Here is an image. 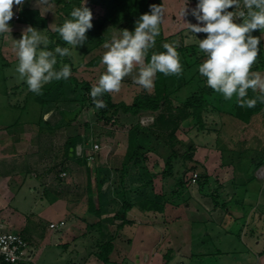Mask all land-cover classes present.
<instances>
[{
    "label": "trees",
    "instance_id": "1",
    "mask_svg": "<svg viewBox=\"0 0 264 264\" xmlns=\"http://www.w3.org/2000/svg\"><path fill=\"white\" fill-rule=\"evenodd\" d=\"M81 0H56V4L62 5L61 10L64 16H60L61 20L55 25L62 26L66 19H71L70 13L74 8L79 7ZM90 7H99L103 9V14L92 19L93 27L86 32L87 40L82 46L72 49L66 44L56 31H48L47 19L42 17L40 12L34 9H22L19 11L18 20L21 23L28 24L33 28L47 30L50 43L48 49L54 51L56 46L69 47L73 55L71 57H59L57 55V70L62 64H69L72 75L67 80L52 81L42 88V94H35L28 90L24 92L23 103L19 104L22 114L32 116L30 122L35 121L36 111L37 124L40 130L43 125L49 122L43 121V115L51 110H58L62 115V119L53 127H49V132L57 134L62 128H69L72 119L64 120V112L62 106L70 107L78 105L82 110L86 106H91L96 120L105 124H114L121 116H126L130 120L126 121L127 128V150L119 169L117 179L111 186L105 190L102 189L106 181L111 179V168H92L88 165L89 155L86 151L81 155H77V146L82 145L84 149L89 147L90 135L80 136L79 134L67 136L63 144L64 159L75 160L76 164L85 167L87 173V212L95 216L98 220L96 223L88 225V229L96 231L100 238L95 242L97 251L94 252L95 257L103 264H110V255L114 250V240L119 230L128 222L126 214L133 207H138L143 211H151L163 213L167 204L180 206L188 202L189 197L185 194L189 181L185 179V175L191 171L198 174L196 183L198 190L204 195L210 197L215 207H218L216 198L218 191L216 188L211 191L209 188L215 180L207 175L205 167L193 159L194 146L184 144L177 138V131L182 123L187 120L193 122L198 130H204L207 127L205 115L208 112L217 115H228L233 120L248 126L254 116L260 115L264 111V104L259 101L255 107H240L237 104L236 96L231 100H225L221 93L215 92L207 86L206 78L198 72L199 65L206 59V55L199 50L198 43H185L183 32L162 37L161 33L155 38V46L151 48L146 57V62L150 61L153 53L164 52V43L175 42L178 47L177 51L180 56L183 71L180 75L165 76L157 73L154 78L153 93L144 91L137 94L131 104L124 102H113L109 93H105L102 97L107 104L106 108L96 109L90 96L92 85L85 80H78L74 75L79 65L82 63L83 56L92 50L100 47L105 42L113 39L112 33L114 29H127L131 32V28L136 26V21L144 13L150 12V5H160V0H87ZM120 35L116 38H119ZM207 35V34H205ZM205 39V38H204ZM43 47V46H41ZM78 56V61L75 58ZM100 58H95L87 65L95 66L99 63ZM264 70V52L260 49L256 63L253 65L252 71ZM184 91L185 96L180 98L179 93ZM259 92L248 90L246 99H255ZM179 101L177 105L174 101ZM33 104L37 108H33ZM35 110L33 114L32 111ZM22 115V116H23ZM150 115L152 122L149 125H142L140 118ZM19 124V123H18ZM12 125L6 128L12 127ZM224 127V126H223ZM218 134H224L225 129ZM89 145V146H88ZM72 149V156L69 152ZM184 150V151H182ZM153 152L163 158L164 166L161 176L164 181L172 179L171 185L162 193H155L154 179L156 174L150 172L147 167V154ZM223 165H232L234 171H248L252 168L264 166V142L253 136L250 139L237 142L232 149L222 150ZM178 160H182L184 169L179 176L174 173V165ZM57 169V179H59L58 187H61L60 176L67 169L65 162H58L54 166ZM200 172H197V171ZM193 172V173H194ZM251 178L249 179V181ZM239 185L236 176L232 182ZM205 188L210 191L205 192ZM64 193H56L51 198L52 202L64 197ZM223 210L227 204H222ZM113 214L111 217L106 215ZM105 216V217H103ZM116 220L121 222L117 224L110 232L111 226ZM263 251L260 253L263 254ZM192 255H196L194 252ZM165 264L169 261L170 253L164 254ZM30 262L22 263L29 264Z\"/></svg>",
    "mask_w": 264,
    "mask_h": 264
},
{
    "label": "crops",
    "instance_id": "2",
    "mask_svg": "<svg viewBox=\"0 0 264 264\" xmlns=\"http://www.w3.org/2000/svg\"><path fill=\"white\" fill-rule=\"evenodd\" d=\"M23 9H34L39 11L41 16L47 19V30L51 32L54 31V29H51L52 26L49 27V25L54 23V16H50L53 8H45L46 10H43L38 6H29L24 7ZM20 10H22V8L17 11V15ZM9 24L11 32L0 35V60L2 61L1 66L13 65L16 67L18 64L17 58L14 51L10 52L13 39L15 40V38L21 37L22 32L29 25L21 23L18 19L16 20L14 16ZM35 29L46 35L45 32L47 30L39 28ZM75 74L76 73H74V75ZM17 75L18 73L14 70L10 72L8 77L2 78L3 84L5 83V79H11L9 81L11 82V86H7L5 83L4 87H1L0 89V91L5 93L7 96L15 93V98L9 101L8 106H5V109L8 111H2L3 113H0V225L3 230L17 232L24 237L32 251L33 261L36 259V248L34 247L36 245L40 246V243L44 241L38 240L41 229L40 220H46L48 229L52 230L49 226L51 223H57L54 221L53 217V214H55L54 212L56 211L61 214V218L58 222L63 221L62 218L64 216H73L75 218V223L72 227L74 230H65L63 232V236L67 240L66 244L63 245L65 248H67L68 245V248H70L72 244L77 243L83 236H85V231L88 230L87 226L91 224H85V217L83 218V216L78 218L77 214L70 210L71 208L68 204L75 205L74 208L77 211L80 209L78 207L84 206L87 212L88 179L84 166L76 164L75 160L66 161L64 159L63 144L65 140L60 144H57L56 136L60 133L55 135L49 132V127H53L56 124L49 122V124L43 125V130H40V126L36 121L38 116L37 111L36 118L34 119L35 121H26L21 123L19 122L20 115L13 120L14 115H12V113L16 109L20 108L18 103H23L24 92L27 91L26 82L19 80ZM147 92L151 94L153 93V89L152 91ZM16 93H19V96H17ZM133 98L131 102L124 103L131 104ZM33 108H37V106L33 104ZM48 113L43 115V121L48 122ZM145 116L150 117V115ZM12 124V127L6 128ZM26 125H35L37 126L38 131L30 136L33 140L37 141V144L30 146V148H27V152H24L26 149L24 150L23 148V142L24 135L27 134V131H24L25 129L23 130V127ZM224 125L225 126L223 128L225 129V132H228L226 135L231 137V127H229L227 123ZM217 134L218 132H216V135ZM253 136L264 142V140L259 138L258 135ZM243 137V135L240 136V138L233 143L231 148H226V146L220 147L218 139H216L217 143L212 149L199 146L198 142H191L194 146L193 159L206 168L208 176L214 179L215 183H217V180L211 176L212 172L215 175L219 174L222 178L219 183L220 188L218 185L215 186L214 183L211 184L210 190L213 191L215 188L219 190L222 188L224 191L227 190V188L231 189V195L227 198L225 197L229 208L223 210V213H218V207H214L213 211L210 212L209 215L203 216L202 214L201 217L195 216L194 218L191 217V219H189L185 214L182 216L184 212L182 214L180 213V209L183 207V204L180 206L167 204L163 213L143 211L138 207H133L126 214V220L128 222L117 233L113 242L114 250L110 255V258L117 249H120L119 256L122 257L114 261L118 264L125 262L131 264H165L163 255L169 252L170 258L166 264H170L175 256L186 258L191 263L197 257L196 255H192L194 252V224H207L209 222L214 223V221L220 220L224 224L220 227H224L228 236L235 235L239 237L246 250L251 251L249 247L252 246V244L257 246L259 249H256V263L264 264V253L260 255L264 249V240L262 238L260 242V240H258V233L249 229L250 224L257 220L258 213H261L258 220L261 221L264 218V208L263 212L258 211V208L264 205V193L262 194L261 189L258 186L259 182H257V177L252 174L253 168L248 171H239L237 178L239 185L232 184L231 182L234 178L232 165H223L221 161L222 157L220 155V149L229 151L237 142L250 139V137ZM109 145L111 146L110 149H107L104 154H100L98 159L99 162H95L96 168H111V179L110 181H106V183H104L102 187L103 190L109 186L113 188V183L115 182L118 174V172H115V169H119L127 150V146L120 150L113 147L115 144L113 145L110 143ZM203 148L205 150H203ZM84 151H87V149ZM200 152L202 154H200ZM86 155L88 154L86 153ZM71 156L72 149L69 152V157ZM150 156L155 157L152 167L154 169L160 168L161 170H156L161 173L164 165L162 168L161 164L158 166V162L156 161L160 160L161 162V158L153 152L147 154V167L149 171L152 172L148 166V162L151 160ZM58 162H65L67 167V169L64 170L66 177L61 179V187H58L57 185V181L59 180L56 177L58 170L54 168L55 164ZM159 177L161 179L159 191L156 189V180L154 179L155 193H162L163 190L169 188V185H171L172 182V179L164 181L162 176L159 175ZM250 178L251 180L249 181ZM77 188H81V192H78V190L76 191ZM60 192L64 193V197L52 202L51 198L55 196L56 193ZM195 194L200 198L196 199V196L192 193L189 197L187 205L189 202H193L194 200H210V197L202 194L199 190ZM30 198L31 200L34 199L36 202H40L39 204L41 205V208L36 213H34L33 210H22V206H26V204L31 201ZM187 205L185 208H187ZM87 214L90 216L88 212ZM197 214L199 215V213ZM216 214H218V216ZM29 215H31V219H29ZM112 215L113 214L106 215V217H111ZM94 219L95 221L92 222L96 223L98 219L96 217H94ZM120 222V220H116L114 225L111 226L110 232ZM76 230H79L80 232L75 234ZM124 238H126V241L123 242ZM169 239L172 245L167 243L169 242ZM253 241L255 242L253 243ZM203 243L204 241H202V244ZM220 252L221 251L217 249L215 254ZM197 255L204 256L203 253H198ZM239 259L240 258H237L235 261ZM241 260L242 259L239 261L241 262ZM84 264L103 263L95 256H92L87 258L84 261Z\"/></svg>",
    "mask_w": 264,
    "mask_h": 264
},
{
    "label": "rangeland",
    "instance_id": "3",
    "mask_svg": "<svg viewBox=\"0 0 264 264\" xmlns=\"http://www.w3.org/2000/svg\"><path fill=\"white\" fill-rule=\"evenodd\" d=\"M50 3L52 5L51 8L52 12L50 16H54V23L52 21V27L51 29H55V24L59 23L61 18L60 16H64V12L61 10L62 5L56 4V0H50ZM198 3V0H160V5L164 8V18L162 23L160 24V33L162 37H169L171 35L177 34L179 32H183V35L185 36L184 42L185 43H199L198 40H202L206 38L205 33H191L185 23H191V24H197V20L195 17L191 14L192 9L196 7ZM88 7L93 15V18H95L98 15L103 14V9L99 7H90L88 5L87 0H81L79 7L82 6ZM187 9V14L182 18L180 15L182 9L185 7ZM29 6H37L36 0H25L24 4L22 6H14L13 12L15 15H17V11L20 8L29 7ZM41 9L46 10L45 6H40ZM228 11H235V8H229ZM64 14V15H63ZM14 15V18H15ZM242 22V21H237ZM202 26V25H201ZM25 28V27H24ZM131 32H134L135 27L131 28ZM1 35V34H0ZM120 35L119 30L114 29L112 36L118 37ZM252 35L260 37V45L259 50L261 49L264 52V32H261L260 30H256L252 33ZM22 36V35H21ZM2 37V36H1ZM4 37V36H3ZM21 37L15 38V40H19ZM11 51H14L11 47ZM106 51V49L103 48V45L100 47L92 50L90 53L85 55L82 58V63L79 65L78 70L75 72V76L78 80H85L88 81L92 86L97 83L99 76L103 74L106 71V66H104L101 63V58L103 53ZM8 55V54H7ZM95 58H100V61L95 66L87 65L88 62H91ZM78 61V56L75 58V62ZM2 61L0 60V89L1 87H4V84L7 86H11V82H9L11 79H5V83L3 84L2 78L8 77L10 75V72L15 70V66L13 65H7V66H1ZM259 72L262 76H264V70L254 71ZM138 75V69L134 70L132 74L125 77L122 81V87L119 93H109L113 102H131L132 98L135 97L137 94L142 93L144 91H152L151 90H145L136 83H134V78ZM18 76V75H17ZM13 77V76H12ZM17 78V77H14ZM8 80V81H7ZM17 96H19V93H16ZM180 98H183L185 96V92L182 91L179 93ZM15 98V93L12 95H6L5 93L0 91V113L7 112L8 110L5 109V106H8V103L11 99ZM20 100V99H19ZM179 101H174V104L177 105ZM19 105V103H18ZM61 110L64 112V120H71L72 124L68 128H62L58 131L56 136V142L57 144L61 143L62 141L66 140L67 136H72L79 134L80 136L84 135H90V142L88 143L89 147L87 148L86 153L88 155L92 156V160L88 161V165L92 168L95 167L100 154H104L107 149H110V143L115 144L113 147L115 149H124L127 146V128L125 127L126 121L130 120L126 116H121L117 119V121L114 124H105L104 122H99L96 120L94 111L91 106H86V108L80 110L78 105H71L70 107L62 106ZM3 111V112H2ZM32 113H35V110L32 111ZM12 115H14V118H17L20 115L19 122H26L28 120H31L32 116H25L22 114V109L18 108L16 109ZM11 115V116H12ZM17 115V116H16ZM23 115V116H22ZM32 117V118H31ZM146 116H143L140 118L144 119ZM10 118V117H9ZM8 118V120H9ZM48 122H51L53 124H56L62 119V115L59 113L58 110H51L47 115ZM1 121V119H0ZM205 121L207 123V127L204 130H198L197 127L193 124L192 121L187 120L184 123H182L179 127V130L177 131L178 139L184 143V144H190L192 141L198 142L199 146H202L204 148H214L216 145V139L219 140L218 143H220V147L226 146L232 147L233 143L236 142L240 138V136H244L243 138H251L253 135H258L259 138L264 140V111L257 116H254L251 120V123L248 126H245L236 120H233L232 117L228 115H217L212 112H208L205 115ZM228 124L229 127H231V137L227 136L226 134L228 132L224 131V134L220 135L216 132H219L224 124ZM25 129V130H24ZM37 126H24L23 130L27 131V134L24 135V142H23V148L24 152H27V148H30V146L37 144L36 140H33L31 135L35 134L37 130ZM209 131V132H208ZM229 135V134H228ZM32 138V139H31ZM221 141V142H220ZM98 144L99 148L96 152L92 150V145ZM201 148V147H200ZM203 148V150H205ZM81 149V151H80ZM220 149V148H219ZM77 155L81 156L86 150L82 145L77 146ZM184 151V150H182ZM222 151V149H220ZM200 154H202L200 152ZM221 155V154H220ZM222 157V155H221ZM161 158V157H160ZM148 166L150 167L152 172L156 173V186L157 191H159L160 185H161V179L159 175L161 176L160 172H158L156 169L161 170L160 168L154 169L152 166L155 161V157L150 156ZM148 161V158H147ZM221 161L223 162V158H221ZM96 162V163H95ZM99 162V161H98ZM158 162L161 164V168L164 165L163 158H161V162ZM84 168V167H83ZM233 172L234 176L238 178V174L236 171ZM184 166L182 160H178L174 165V173L176 176H179L181 172L183 171ZM206 170V168H205ZM157 171V172H156ZM212 171V170H211ZM210 171V172H211ZM194 171H191L185 175V179L188 180V178L193 174ZM197 172H200L199 170ZM196 173V172H194ZM206 173L208 175V172L206 170ZM252 174L257 177V182H259V188L261 189L262 194L264 193V166H260L258 168L252 169ZM211 176L217 180V183H215V186H220L219 183L221 182L222 178L219 176V174H214L212 172ZM66 177V176H64ZM84 177V174H83ZM79 178V177H78ZM117 179V178H116ZM172 183V182H171ZM155 184V182H154ZM215 188V187H214ZM220 188V187H219ZM210 189V188H209ZM208 188H205V192H209ZM81 192V188H77L76 191ZM218 191V197L215 201L218 203L217 212L223 213V206L222 204L226 203L228 205L227 197L231 195L232 191L230 188H227V190H222V188L216 189ZM198 191V185L196 182L191 183L189 181L188 188L185 190V194L187 196H190L192 193L196 196V199L200 198L197 197L195 194ZM76 193V192H75ZM74 193V194H75ZM264 196V194H263ZM226 197V198H225ZM31 200V198H30ZM211 202L213 201L210 198ZM209 199H204L199 201L194 200L193 202H189L187 205V202L183 204V207L180 209V213L183 215H186L187 218L191 219L196 217H201L209 215L210 212L214 209V203L210 202ZM40 202H36L34 199L29 201L26 206H22V210L26 209V211L33 210L34 213L38 212V210L41 208ZM71 208L70 210L77 214V217L80 218L83 216L85 219V224L90 223L93 224L92 221H95L93 215L90 214L88 216L85 207L81 206L78 211L75 210V205L68 204ZM187 205V208H185ZM27 207V208H26ZM229 208V205L226 207ZM264 205L260 206L258 208L259 212H263ZM23 210V211H24ZM53 214L54 221L58 222L61 218V214L57 211ZM199 213V215L197 214ZM261 213H258V218ZM218 216V214H216ZM31 215H29V219ZM89 217V218H88ZM254 221L250 224L249 229L252 231H255L258 233V240L263 238L264 240V218L260 220ZM63 221L65 225L57 228V229H48V224L46 220H40V235L38 236V240L43 242L40 243V246L36 245L34 248L36 251V259H34L29 264H84V261L87 258H90L94 255V252L97 251V247L95 246V242L99 240L100 235L89 228L85 234L79 240L77 243L72 244L70 248L69 245L67 248H65L63 245L66 244L67 240L63 236V232L65 230H74L72 229L75 218L73 216H64ZM224 224L219 221H214V223L209 222L207 224H198L195 223L193 226V232H194V253L196 254V259L192 261L191 263L189 260L183 257H177L175 256L170 264H257L256 258L257 253L256 249L258 250L257 246L252 244L250 246V250H246V248L243 246V243L240 241L239 237L235 235H230L225 232ZM184 230V228H183ZM186 230V229H185ZM79 230L75 231L76 233H79ZM256 239V238H255ZM126 241V238H124L123 242ZM202 241H204V245L202 244ZM255 241H253L254 243ZM169 245L171 244L169 239ZM172 245V244H171ZM264 245V243H263ZM263 247V246H262ZM219 249L221 252L218 254H215L216 250ZM198 253H203L204 256L197 255ZM164 254V253H162ZM120 249L116 250L113 254V256L110 258V264H118L114 262L115 260L120 259ZM164 256V255H163ZM237 258L242 259L241 262L239 260L235 261ZM165 261V260H164ZM120 264H131L128 262L120 263Z\"/></svg>",
    "mask_w": 264,
    "mask_h": 264
},
{
    "label": "clouds",
    "instance_id": "4",
    "mask_svg": "<svg viewBox=\"0 0 264 264\" xmlns=\"http://www.w3.org/2000/svg\"><path fill=\"white\" fill-rule=\"evenodd\" d=\"M25 0H0V34L10 33L9 22L14 16L13 7L22 6ZM37 6L51 8L50 0H36ZM235 11H228L229 8ZM161 5H150V12L136 21L134 32L122 30L119 38L105 42L101 63L106 71L99 76L90 91L96 109L106 108L102 99L105 93H119L125 77L138 69L134 83L145 90L154 88L156 74L180 75L183 71L178 45L164 43V52L153 53L150 61L146 57L155 46L164 18ZM187 14L186 5L180 15ZM197 24L185 23L191 33H205L198 40L199 50L206 59L199 65L198 72L206 78L207 86L221 93L225 100L236 96L240 107H255L264 104V76L252 71L259 55L260 37L252 35L256 30L264 32V0H198L191 13ZM71 19H66L56 31L72 49L82 46L87 40L86 32L93 27V15L85 5L74 8ZM242 21V22H237ZM52 25V24H51ZM49 25V27L51 26ZM202 25V26H201ZM50 40L41 31L28 26L19 40L13 39V50L18 64L15 72L18 79L25 81L28 90L42 94V88L52 81L67 80L72 75L69 64L56 69L57 55L61 58L73 55L69 47L56 46L47 50ZM43 46V47H41ZM259 92L255 99H246L248 90Z\"/></svg>",
    "mask_w": 264,
    "mask_h": 264
},
{
    "label": "built area",
    "instance_id": "5",
    "mask_svg": "<svg viewBox=\"0 0 264 264\" xmlns=\"http://www.w3.org/2000/svg\"><path fill=\"white\" fill-rule=\"evenodd\" d=\"M15 19H18V15H15ZM152 120L151 116L145 117L144 119H141V124L149 125ZM98 148V144L92 145V150L94 152H96ZM88 159L92 160V156L89 155ZM60 176L64 177L66 176V173L63 172ZM197 176V173L191 175V183L196 182ZM64 224L63 221H60L57 223H51L49 227L51 229H57ZM26 262H32V251L28 242L20 233L5 231L0 225V264H22Z\"/></svg>",
    "mask_w": 264,
    "mask_h": 264
}]
</instances>
